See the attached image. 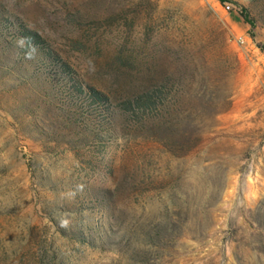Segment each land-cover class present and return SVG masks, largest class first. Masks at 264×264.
Wrapping results in <instances>:
<instances>
[{"label":"rangeland","instance_id":"rangeland-1","mask_svg":"<svg viewBox=\"0 0 264 264\" xmlns=\"http://www.w3.org/2000/svg\"><path fill=\"white\" fill-rule=\"evenodd\" d=\"M0 17L113 113L86 126L0 48V264H264V0H0ZM147 89L165 93L153 130L116 108Z\"/></svg>","mask_w":264,"mask_h":264},{"label":"trees","instance_id":"trees-1","mask_svg":"<svg viewBox=\"0 0 264 264\" xmlns=\"http://www.w3.org/2000/svg\"><path fill=\"white\" fill-rule=\"evenodd\" d=\"M241 12L244 22L254 29L256 21L251 17L249 10L242 7ZM2 32H6L5 38ZM8 35L11 36L13 43L7 41ZM258 47L264 51V43L258 44ZM0 48L2 51H13L26 60L35 59L38 65L46 67L45 73L48 75L44 81L54 80L53 84L59 86L57 92L62 94V99L65 98L66 113L73 116L79 115V118L84 119L83 122L86 126L109 127L110 121L113 119L111 98L92 86L82 85L74 76L70 66L60 56L48 50L38 33L15 21L0 17ZM46 79L50 80L46 81ZM164 94L162 89H147L122 99L116 106L117 112H120L122 119L126 122L139 124L149 128L148 130H153L161 107L164 105ZM61 111L63 112L64 109ZM94 130L89 132L93 133ZM84 234L81 233L82 238H85Z\"/></svg>","mask_w":264,"mask_h":264},{"label":"built area","instance_id":"built-area-1","mask_svg":"<svg viewBox=\"0 0 264 264\" xmlns=\"http://www.w3.org/2000/svg\"><path fill=\"white\" fill-rule=\"evenodd\" d=\"M224 7L226 8V9H231V4H229V3H225L224 4ZM240 42H242L243 41V39L240 37L239 39H238Z\"/></svg>","mask_w":264,"mask_h":264}]
</instances>
